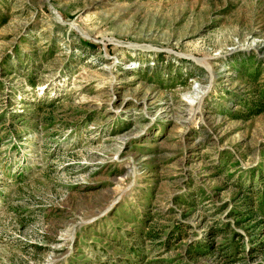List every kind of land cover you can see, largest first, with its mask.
<instances>
[{
  "label": "rangeland",
  "instance_id": "374dc122",
  "mask_svg": "<svg viewBox=\"0 0 264 264\" xmlns=\"http://www.w3.org/2000/svg\"><path fill=\"white\" fill-rule=\"evenodd\" d=\"M256 88L264 0H0V264H264Z\"/></svg>",
  "mask_w": 264,
  "mask_h": 264
},
{
  "label": "trees",
  "instance_id": "16d2710c",
  "mask_svg": "<svg viewBox=\"0 0 264 264\" xmlns=\"http://www.w3.org/2000/svg\"><path fill=\"white\" fill-rule=\"evenodd\" d=\"M257 62L258 60H256L253 56H246L239 58V60L236 58L237 66L235 68L238 69L242 77L245 78L246 82L253 86L261 73V68L256 66ZM178 73L179 72H177V74ZM251 93L252 94L250 97L240 101L241 105H243L245 108V112L242 113L243 117H248V115L264 111V91H261L260 88L259 90L256 88V90L254 89L253 92L251 91ZM254 172L257 171H253L251 174ZM254 185H256V181L251 179V185L244 186L246 187L244 190L251 194V198L245 202L244 205L246 209L241 214L245 215L248 221H253L252 226L260 225V228H262L264 226V185L258 186L260 188L257 187V189L253 188ZM258 196H262L260 201H258ZM186 201L191 204L194 203L192 199ZM152 235L154 236L155 234ZM180 237L181 236H178L177 239H180ZM211 243L212 242L203 241L200 245L203 247V249H207L211 247ZM193 249L194 247L192 246L190 251H193ZM250 250L256 251V248H251ZM233 251L236 252V249H233Z\"/></svg>",
  "mask_w": 264,
  "mask_h": 264
}]
</instances>
